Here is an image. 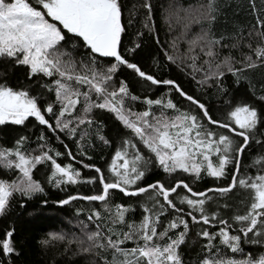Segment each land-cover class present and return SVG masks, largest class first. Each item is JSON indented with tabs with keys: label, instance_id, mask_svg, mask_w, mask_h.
Returning <instances> with one entry per match:
<instances>
[{
	"label": "snow or ice",
	"instance_id": "6c2138e0",
	"mask_svg": "<svg viewBox=\"0 0 264 264\" xmlns=\"http://www.w3.org/2000/svg\"><path fill=\"white\" fill-rule=\"evenodd\" d=\"M144 7L151 19L150 2ZM215 11L214 0H207L198 8L175 7V17L177 21H184L183 34L187 35L190 26L199 24L201 19L214 21ZM252 12L256 15L254 2ZM124 31L118 0H34V3L32 0H0V58L25 66L29 80L38 76L45 78L40 86L54 96L41 103V93L32 95L28 88L0 83V125L22 126L32 118L58 143H64L59 133L74 140L77 154L89 160L86 146H94L93 135L97 142L110 144L103 125L95 121V110L111 114L126 133L107 165V175L100 167L80 161L83 168L95 173L87 179L71 164L61 166L57 162L64 154L53 147L43 132L36 148L26 149L28 138L23 135L11 148L0 146V169L18 173L10 182L0 179V214L16 194L31 199L43 193L42 184L34 179V169L50 164L47 181L54 187L80 183L98 185L93 194L69 195L58 204L63 206L74 200L100 204V210L93 208L87 217L95 224V229L89 230V224L81 221L84 238L74 237L68 243L86 244L82 247L85 253L92 249L99 250L98 256L101 252L110 253L111 259L100 256L101 264H183L179 249L190 231L188 218L193 225H201L197 236L207 241L199 264H264V251L253 255L242 247L251 245L264 249V156L248 165L255 168V175L241 172L240 168L241 154L254 139L264 113L248 102L225 100L227 108L223 118L213 119L206 105L188 95L174 80L157 79L122 54L120 45ZM254 31L261 43L254 49L250 44L246 46L255 59L244 54L242 61H235L241 64L239 68L234 66L231 56L214 62L216 48L221 46L223 37L206 39L208 33H204L192 38L189 41L192 54L188 57L191 63L186 67L192 69L194 79L197 72L202 73L203 78L197 83L203 85L211 79L220 81L227 71L239 84L247 70L264 64V18L257 16ZM69 40L75 41L73 48L84 49L79 60L64 47ZM172 47L175 48V43ZM197 47L205 57L200 65L195 54ZM128 51L131 53L134 49ZM165 57L176 63L177 58L167 52ZM124 69L139 81L150 86H165L167 90L158 98L145 95L141 100L130 93L125 80L121 79L118 87L115 86L116 74ZM250 90L256 95L251 85ZM172 91L188 101L189 107L179 109L168 98ZM256 99L264 102V94L257 95ZM129 100L140 101L146 107L143 111H134ZM140 145L150 157L144 156ZM64 146L67 149V144ZM68 157L75 159L70 151ZM151 157L156 167L171 178L169 182L158 180L146 186L142 184L153 163ZM177 173L187 174L196 181L207 177L219 182L229 176L230 180L226 184L215 183L206 190H196L184 178H178ZM236 189L242 190L244 195L237 201L238 206H233L228 200ZM112 190L124 197H144L139 203L142 210L139 222L126 218L132 211L130 205L110 203L109 197L116 194ZM210 202H216L217 209L231 210L230 215L211 210ZM101 212L107 215L102 216ZM162 217L170 218L165 222ZM13 231L6 232L0 240L4 257L16 251L11 239ZM65 238L50 233L49 239L40 243L47 245L50 240ZM126 244L132 246L125 247Z\"/></svg>",
	"mask_w": 264,
	"mask_h": 264
},
{
	"label": "trees",
	"instance_id": "16d2710c",
	"mask_svg": "<svg viewBox=\"0 0 264 264\" xmlns=\"http://www.w3.org/2000/svg\"><path fill=\"white\" fill-rule=\"evenodd\" d=\"M148 2L151 4V19L148 18V9L144 7V4ZM252 2H254L256 8V15L252 12ZM252 2L250 0H214L216 9L214 21L210 22L205 18L200 20L199 24L194 25L196 31L203 34L208 33L206 39H210L213 36L215 38L223 37L221 46L217 47L216 51L220 52L223 58L231 56L234 66L237 68L241 67V64L235 63V61H242L244 54L252 55L253 59H255L254 53L246 45L250 44L252 49H254L261 43L259 36L254 31V26L257 16L264 18V0H252ZM118 3L122 10V25L125 29L121 34L120 51L130 61L137 63L143 71L157 79L174 80L188 95L197 98L205 104L213 119L223 118L227 108L225 100H231L233 103L245 101L257 107L259 112L264 113V102L256 99L257 95L264 94V91H262V86H264V64L247 70L239 84L236 82V77L225 71V75L220 81L211 79L208 84L201 85L197 83L200 80L197 73L194 79L192 69L186 67L187 64H190L189 61L187 63L186 61L172 63L166 59L165 52L172 55L173 39L179 32L178 26H181L177 19L172 21L168 18L169 12H175V7H197L198 5L206 4L207 0H118ZM145 24H147V27H145ZM74 43L75 41L69 40L64 44V47L79 60L84 53V49L73 48L72 44ZM137 44L139 47H136ZM234 44L237 47L234 48ZM223 45H226V47ZM130 48L134 49L131 53L128 51ZM121 79L126 81L130 93L141 97V100L145 95L152 99L158 98L167 90L165 86H150L146 82L139 81L133 73L126 69L116 74L115 86L118 87ZM44 82L45 78L39 76L29 80L25 66L16 65L7 58H0V83H7L14 88H28L32 95L41 93V103H44L54 99V96L48 93L47 89L40 86ZM250 85L254 87L256 95H253ZM168 98L181 110L189 107V102L185 101L175 91H172ZM129 104L134 111H143L146 107L140 101L132 102L129 100ZM194 110L198 111L195 108ZM154 111H159V109H154ZM94 118L97 124L103 125V133L109 139L110 144L106 146L97 142L95 135H93L94 146H86V155L91 157L90 160L77 154V146L74 140H69L63 133H59L64 143H58L46 128L38 125L32 118H29L25 125L22 126L0 125V146L11 148L15 141L23 135L28 138L25 148H36L40 143L38 137L43 132L49 138V142L53 147L64 154L57 158V162L61 166L71 164L74 168L81 171L83 179L95 175L92 170L83 168L82 163H80V161H83V163L100 167L107 175V165L111 163V157L115 153L119 140L126 133L111 114L105 111L95 110ZM257 140H260V143H257ZM65 144L68 146L67 149H65ZM140 149L146 158L150 157V154L143 149L142 145H140ZM69 151L75 157L74 160L69 159ZM259 156H264V119L258 123L254 139L249 142L241 154V172L247 171L249 174L255 175V168H249L248 165ZM151 159L153 163L147 171L142 184L146 186L158 180L169 182L171 178L156 167L154 157H151ZM36 170L38 174L34 175V178L42 184L44 192L35 194L31 199L16 194L10 199L4 213L0 214V240H2L6 232L14 230L11 239L16 250L10 257H4L2 252H0V262L2 264H79L76 260L72 261L70 256L71 247L67 238L78 234V229L80 231L83 227L80 223L81 221L89 224V230L95 229V224L89 222L87 217L93 208L100 210V204L74 200L67 205L61 206L58 201L66 199L69 195L93 194L98 185L80 183L54 187L47 181V174L51 171L50 164L47 167L43 164L38 165ZM231 170L232 166L230 165L229 173ZM175 175L178 178H184L196 190H206L214 186L215 183L226 184L230 180L229 176L219 182L207 177L196 181L184 173ZM16 177L14 170L5 172L0 169V179L10 182ZM112 191L116 192V190ZM208 195L214 196L216 194L208 193ZM243 195L242 190H234L228 203L238 206L237 201L242 199ZM142 199L144 197H124L123 194L118 192L114 196L109 197L110 203H121L124 206L130 205L132 211L126 214V218L136 222H139L142 217V210L139 208V203ZM209 207L211 210H218L222 215L226 212L230 215L231 212V210L223 208L217 209L216 202H210ZM168 211L171 212V210ZM101 215L106 216L107 213L101 212ZM168 218L170 217H162L161 219L166 222ZM188 222L190 231L185 243L181 245L179 253L183 264H199L200 259L205 255L203 245L207 241L197 236L201 225H193L190 218H188ZM97 223H103V221H98ZM215 230L210 229V231ZM50 233L68 237L63 241L50 240L47 245L41 244V241L49 239ZM131 246V244L125 245V247ZM242 247L246 252H252L253 255L264 251L258 246L242 245ZM93 251L99 260L100 256H107L111 259L110 253L101 252L100 256H98L97 252L99 250L93 249ZM229 255L231 254L229 253Z\"/></svg>",
	"mask_w": 264,
	"mask_h": 264
},
{
	"label": "rangeland",
	"instance_id": "374dc122",
	"mask_svg": "<svg viewBox=\"0 0 264 264\" xmlns=\"http://www.w3.org/2000/svg\"><path fill=\"white\" fill-rule=\"evenodd\" d=\"M32 2L34 3V0H32ZM199 6L200 5H198L197 7H193V8H198ZM169 15H171V17H169ZM181 16H183V13H181ZM168 18H170L172 21L175 20L176 19L175 12L170 11L168 14ZM203 19H205V18H203ZM203 19H201V20H203ZM178 22H180L181 26H178L179 32H177V34L174 36V39H173V43H175V48L172 47V56L176 57L177 58L176 61H179L181 63L184 61H186V63L188 61L191 63V60L188 59V57L192 54L189 52V41L192 38L196 37L197 35H203V33L196 31L194 28L195 24H192L190 26V28L188 29L187 35H184L183 34L184 33V28H183L184 21L181 20ZM195 54L198 55L197 64L198 65L202 64L205 57L203 56V54L200 53L199 47H197L195 49ZM223 59L224 58L222 57L221 53L217 52V55L215 57L214 62H220ZM197 75L200 77V79L203 78L202 73L197 72ZM208 82L205 84H208ZM119 163H122V161H120ZM36 174H38V171L36 169H34V175H36ZM15 175L17 176L18 173L15 172ZM80 232H81V230L79 231V229H78V232H77L78 234L73 235L72 237H69V238H67L68 237L67 236L66 238L68 240L73 239L74 237H78V238L83 239L84 236H82L83 234ZM84 246H87V245L85 244V245L81 246L77 243L70 244V247H71V251H70L71 255L70 256L72 257V261L76 260L79 262V264H101V261L95 256L93 249L87 253L82 251V247H84Z\"/></svg>",
	"mask_w": 264,
	"mask_h": 264
}]
</instances>
